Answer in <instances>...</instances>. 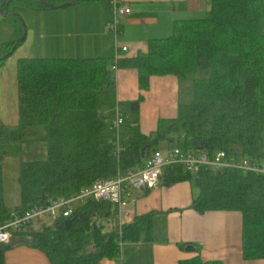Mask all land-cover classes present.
<instances>
[{
	"label": "trees",
	"instance_id": "trees-1",
	"mask_svg": "<svg viewBox=\"0 0 264 264\" xmlns=\"http://www.w3.org/2000/svg\"><path fill=\"white\" fill-rule=\"evenodd\" d=\"M43 1L61 9L74 0ZM15 7L49 9L34 0H0L3 13H13ZM4 21L15 33L0 44V68L26 35L19 15ZM114 67L136 70L142 91L149 89L152 77H176L177 117L159 121L150 136L142 134L135 126L140 97L122 104L124 124L117 137L98 103L100 91L115 88ZM17 71L19 124L15 129L0 127V223L10 215L1 198L5 156L1 149L9 142L47 144L45 161L21 165V206L16 211L69 197L98 180L144 167L161 144L169 150L209 156L223 151L228 161L248 159L264 166V0H214L206 18L176 21L171 36L150 40L147 52L135 58L20 59ZM195 177L200 185L192 209L200 214L241 213L243 257L263 260L264 175L234 169L195 175L175 165L164 170L161 182L168 186ZM152 220L150 214L120 226L115 204L89 201L51 227L31 228L14 237L19 238L17 243L42 251L51 264H98L118 259L124 243L140 241L142 229L150 240ZM103 221L111 224L109 230ZM89 253L100 257L89 261ZM179 264L222 263L204 262L197 256Z\"/></svg>",
	"mask_w": 264,
	"mask_h": 264
},
{
	"label": "crops",
	"instance_id": "crops-1",
	"mask_svg": "<svg viewBox=\"0 0 264 264\" xmlns=\"http://www.w3.org/2000/svg\"><path fill=\"white\" fill-rule=\"evenodd\" d=\"M118 2L132 9V14L121 25L118 37L120 50L126 47V52L117 51L114 36L106 29L114 16L111 2L83 0L61 9L15 7L12 10L13 14L23 17L27 33L24 43L0 68V127L15 129L19 124L17 67L20 59L108 58L117 62L135 58L139 53L147 52L150 40L171 36L176 21L207 17L214 0ZM11 27L12 39L15 31ZM112 89L117 103L113 108L116 113L119 109L123 112V103L143 98L135 126L139 125L146 136L157 130L159 121L175 119L178 115L179 83L174 76L152 77L149 89L142 91L136 70L117 68L115 88ZM99 100L100 92L98 103ZM102 114L106 116L105 112ZM1 151L5 153L1 198L5 209L12 212L21 206L19 175L22 163L45 161L47 144L45 141L27 144L9 142ZM36 156H40V160H35ZM191 182H195V179L168 186L161 182L152 190L133 192L129 207L131 218L123 225L137 217L153 214L151 239L146 240V229H142L140 241L124 243L118 259H104L98 264H179L197 256L204 262L264 264V259L247 261L243 257L241 213L210 211L200 214L192 209L199 187L196 185L198 191H195ZM176 185L181 186V196L176 193L177 187L165 188ZM18 240L15 236L7 245L9 248L5 249L4 264H51L42 251L19 244Z\"/></svg>",
	"mask_w": 264,
	"mask_h": 264
},
{
	"label": "built area",
	"instance_id": "built-area-1",
	"mask_svg": "<svg viewBox=\"0 0 264 264\" xmlns=\"http://www.w3.org/2000/svg\"><path fill=\"white\" fill-rule=\"evenodd\" d=\"M110 4L114 16L113 20L107 24L106 29L108 33L113 34L117 51L126 52L128 50L126 47H121L120 50L118 37L122 23L132 14V9L129 5L120 4L118 0H111ZM114 69L117 68L114 67ZM123 124L124 115L119 109L111 124V128L117 137L121 135ZM175 165H182L187 172L195 175L207 171L219 172L228 169L264 175V166L248 159H242L239 162L228 161L226 153L223 151L217 152L213 156L193 152L185 153L178 148L153 151L146 160L144 167L136 168L127 174L119 173L114 179L98 180L69 197L49 199L43 205L26 211L10 212L8 219L0 223V246L9 245L17 233L33 227L53 226L61 218L70 217L77 207L89 201H104L115 204L118 208L119 223L122 226L124 221L131 218L129 209L132 204L131 194L157 188L161 184L164 170Z\"/></svg>",
	"mask_w": 264,
	"mask_h": 264
},
{
	"label": "rangeland",
	"instance_id": "rangeland-1",
	"mask_svg": "<svg viewBox=\"0 0 264 264\" xmlns=\"http://www.w3.org/2000/svg\"><path fill=\"white\" fill-rule=\"evenodd\" d=\"M21 18L23 19V17H21ZM195 18L201 19L200 17H195ZM203 18H206V17H203ZM23 21H24V19H23ZM24 24H25V21H24ZM11 31H12L11 25L7 24L6 21H4V18L0 15V44L11 40V36H10L11 35ZM26 33H27V29H26ZM99 102H100L99 104L104 109V110H102V112L103 113L105 112L108 120H111L112 118H114L116 112L114 111L115 109H113V108H114V105H117L116 99H115L114 89H105L103 91H100V100H99ZM39 147H40V145H39ZM160 148L164 149L165 148V144H161ZM40 158H41L40 156L34 157L35 160H40ZM262 160H263V163H264V145H263V148H262ZM196 178L197 177H195V179ZM190 184H191V187L195 191H198V188L196 187L195 182H191ZM174 187H177L176 193L179 196H181V190H180L181 186L176 185V186L165 187V188L174 189ZM102 223L106 227V230H109L111 228V224L110 223H108L106 221L105 222L103 221ZM89 251H91V248H89Z\"/></svg>",
	"mask_w": 264,
	"mask_h": 264
},
{
	"label": "water",
	"instance_id": "water-1",
	"mask_svg": "<svg viewBox=\"0 0 264 264\" xmlns=\"http://www.w3.org/2000/svg\"><path fill=\"white\" fill-rule=\"evenodd\" d=\"M35 2H37V3H39V4H41V5H44V6H46V7H48L49 9H55L56 7L55 6H52V5H50V4H48V3H46V2H44L43 0H34ZM79 1H83V0H74L73 2H71V3H67V4H65L64 6H71V4H75V3H77V2H79ZM0 15L4 18V19H6V18H9V17H11L12 15H14L13 13H3L2 11H1V9H0ZM26 39V35H24L21 39H19V41H24ZM18 41V42H19ZM6 58V56H3V57H1V60H4ZM195 183H196V185L199 187V185H200V178H196L195 179ZM68 226L69 225H71V221H67V223H66ZM9 248V246H4V247H2V246H0V253L3 251V250H5V249H8ZM188 249H193L194 250V248L193 247H188ZM100 257V255L99 254H96V253H89L88 254V256H87V259L89 260V261H94V260H96V259H98Z\"/></svg>",
	"mask_w": 264,
	"mask_h": 264
}]
</instances>
